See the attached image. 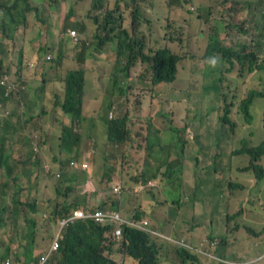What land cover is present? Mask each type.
<instances>
[{"label": "trees", "instance_id": "obj_1", "mask_svg": "<svg viewBox=\"0 0 264 264\" xmlns=\"http://www.w3.org/2000/svg\"><path fill=\"white\" fill-rule=\"evenodd\" d=\"M45 1L48 2L49 6H52L56 2V0ZM148 1L152 4L153 0ZM174 1L177 6L172 5ZM223 1V5L231 8L233 12L229 13V19L225 24L226 32L222 31L221 35L218 32L209 34V42L204 56L206 61L211 56L218 55L219 64L226 65L228 72L226 79H232V75L235 73L238 81L243 84L241 97L237 101L230 99L225 101L221 115L217 120L218 124L221 122L223 125H229L231 128L235 126V122L232 116H230L231 114L238 113L242 118V122L249 124L256 112V99L264 100V52L262 54L258 52V48L264 44V0ZM33 2L34 4H31L30 0H0V8L2 9L0 17V41L5 37L13 38L16 34L14 32L20 25L26 27L30 25L27 14L34 11V7L42 1L35 0ZM164 2L168 6V10H180L178 0H164ZM105 3H102V0H92L91 8L86 14V18H89L96 26L97 32L94 36L99 38V44H102L105 40H116L115 47L109 54L112 67L108 76V84L104 97L110 101L112 94L114 95V88L119 93H122L124 91L123 84L126 83L125 79L130 76L137 66L143 65L145 72L151 73V83L153 85L173 82L176 78L178 63L182 60V56L169 46L158 48L148 46L146 34L141 28V22L139 21L142 14L139 3L136 2L133 7L134 11L131 13L128 27L122 23V14L115 16L113 7L106 6L103 14H92ZM72 11L73 8H71L69 13L71 14ZM257 14H260V17ZM197 21L205 23L201 16H197ZM68 29L63 34H60L61 38L67 37L66 33ZM190 30L189 26L188 31L190 32ZM101 31L106 32L103 37L98 34ZM110 33L113 36H109ZM67 38L74 45L80 42L78 33L71 38ZM170 41H174L172 36H170ZM30 55L33 56V53L31 52ZM38 57L37 54V59ZM53 58V56H48L46 59L51 60ZM72 58L76 59V66H69L64 70L61 79V83L63 82V99L58 104L60 110L66 116V123L60 128L57 144L59 151L64 152L66 155V157L60 158V164L65 168L64 177L61 178V183L58 182L55 186L56 195L49 198L46 202L44 212L47 216H51L53 221L56 222L58 218L67 215L70 210L83 203V200H68L65 194L71 190L72 186L64 188L63 182L67 181L70 183L77 181L78 170L81 168L83 171H86L88 166L91 167L92 162L95 161H93V157L96 154L100 157V166L104 170L114 169V172H116L114 167H119L120 175L118 177H122L124 174L131 176V171H133L131 177L133 191L145 193L148 189L151 190L150 196L138 195L135 197L134 203L141 210L147 209L146 206L148 204L149 209H152L153 206L158 207L166 202L175 203L179 202V200H191L195 202L198 200L182 186L183 179L187 174L186 170L182 167V160L185 154L186 158L191 161L189 158L190 152L188 151V154L184 149H179L177 153L168 151L169 145L163 144L165 147L162 148V153H160L159 150L162 145L159 139H162L164 143V136L165 138L169 135L179 137L178 134L184 131L183 144L187 146L195 145L197 153L202 152L201 158L196 160V167L209 164L218 157L216 153H212L214 143L210 142L211 136L206 131L208 127L214 125V116H205L200 120V125H198L192 119H189L187 115L184 118L180 115L174 119L183 122L180 126L170 123L167 129H156L151 123L147 122L144 129L132 133L128 129L126 114L115 118H108L101 114L102 111L100 109L97 118L86 124L87 117L82 115L85 83V68L82 65L85 53L81 51L77 55L72 56ZM39 64V61H35L31 66V71L34 75L45 73L47 76L46 80L50 77V69L63 67V65H57L43 70L39 68ZM57 64H59V61H57ZM5 66L6 63L1 57L0 69ZM31 71L24 74L26 79L31 77ZM7 73L6 71L1 72L0 78ZM121 74L124 75L125 79L120 78ZM25 82L22 81L4 89L2 84H0V110L2 111L0 113V222L1 224L4 223V215H6L13 224H16L19 217L23 216L29 230L26 231L22 238L27 241L23 246L16 244V247L20 246V248H23L21 252L14 251L13 255L14 259H18L22 255L25 264H28L32 259L31 250L35 242V226L38 223L34 215L38 207L37 199L30 198V200L24 201L23 195L20 193V186L16 185L17 183L14 181L11 182L9 178L11 174L10 164L22 150L27 148L28 142L31 144L28 137H24V134L20 133V131L13 130L9 123L11 118V101H15L18 106L25 103L24 91L20 90V86L25 84ZM95 84L97 87L99 86L98 83L95 82ZM36 86H39L43 90L44 81L38 82ZM101 92L103 91L101 90ZM159 97L161 96L159 95ZM159 99L162 105L165 106L166 99ZM109 107L110 103L106 106V109ZM259 115L262 117V126L264 128V109L259 112ZM22 117H24V112H19L18 120L23 129L25 121H22ZM247 119H249V122H246ZM97 125L101 126L102 136L99 147H97L93 137L90 136L87 143L86 140L88 138L85 137V134H88V131ZM186 126H190L193 132L200 130V133L187 134ZM40 128H42V125L38 123V143L42 140V129ZM137 136L143 138V148L150 158H153L152 156L158 157L163 155L160 165L166 164L168 166L165 175L159 176L154 167L150 165L152 162L143 156L142 163L136 164L133 170L132 165L120 166L117 158L115 163L111 164L114 167H110L107 164V156L104 153L106 146L113 147L115 151L119 145L127 143L129 139L134 140L138 138ZM261 137H264V133L261 134ZM261 137H255L254 133L248 134L241 141L242 148H240V145L232 154L226 151L221 156V162L225 165L226 169V172L223 174V181L226 183L225 187L228 190V195H233L221 203H213L211 207L214 216L227 213L225 219L228 224H224L230 233L232 244H230V247L225 248L224 242H222L223 239H220L218 243L206 248L208 251L217 254L220 247V258L218 261L213 258L202 260L194 253H190L183 248H176L178 260L169 261L166 257L168 256V252L172 250V247L166 244L164 240L124 224L121 230L119 250L123 255L132 259L129 264H160L165 258L164 262L168 264H201V262L202 264H227L230 256L244 255L246 253L241 250L244 237L249 239L253 237L256 239L262 238L264 243L263 216L261 219H258L259 222L253 226L252 230L245 224L242 225L237 221L247 199V197L245 199L241 197L243 190L246 189V181L240 179V175L238 174L241 164L248 161V164L242 170H253L258 180H261L264 175V168L260 164V160L264 157V139ZM256 138L262 141L257 144V142H254ZM137 157L138 154L128 144L124 151L125 161ZM73 161L79 163L78 168H75L76 163ZM36 164L37 168L44 169L41 162H37ZM169 170H172V174H169ZM164 176L172 180L169 184L173 186L168 185V181L164 180ZM82 179H86L85 174H83ZM91 184L96 183L93 182ZM175 188L179 191L180 195L178 197H171L166 193V190ZM116 189L120 191V188ZM157 195H161L163 199L157 200ZM123 199H126V197H123ZM118 205L119 199L117 197L108 196L107 199L98 204V207L102 209H117ZM168 208V215L172 214L176 216L178 214V205L172 204ZM184 218L188 219L189 217L186 215ZM191 220L194 221L195 218L192 217ZM109 229L110 226H101L91 219L69 222L64 230L63 239L60 241L58 249L53 253L51 258L52 264H116L110 257V252L112 251L110 246L112 244L111 239L105 236L106 231ZM12 243L16 242L12 240ZM8 255L9 247L6 246L0 252V260L5 259ZM237 257L239 258L240 256ZM15 262L19 263V260H15ZM236 262L239 264H250L248 260Z\"/></svg>", "mask_w": 264, "mask_h": 264}, {"label": "rangeland", "instance_id": "obj_2", "mask_svg": "<svg viewBox=\"0 0 264 264\" xmlns=\"http://www.w3.org/2000/svg\"><path fill=\"white\" fill-rule=\"evenodd\" d=\"M33 1L35 0H30L31 4H34ZM38 1L42 2L34 7V11L28 12L27 14L30 26L27 28L26 26L24 27V25H20L17 28V37H5L0 41V58L2 57L6 63V66L0 69V73L4 71L8 72L10 79L18 81L22 78L23 74L28 69V60L32 62L39 61V68L43 70L57 65H64L65 68L76 66L77 61L73 59L72 56L82 51L85 53L84 68H89V76L86 78L88 89L92 94H96V90L100 91V106L98 110L100 111L101 109V114L107 116L108 109L114 111L116 110V105L121 103L123 112L120 113V116L123 114L127 115L128 129L132 133L146 127V117H144L138 107L142 99L152 102L151 104L154 107H150L151 112L159 107L161 111H167V114H171L172 111V114L175 116H188V112L190 111L191 115L189 116L198 119L201 115H205L206 111H216L215 121L217 122L225 101L229 99L237 101L243 93V87L241 85H236L235 73L232 75L233 79H226L225 64H218L213 67L210 63L207 64L205 61L206 58L204 53L209 42V34L218 32L221 35L222 31L226 32L225 24L229 19V13L233 12L231 8L223 5V0H178L180 10L176 11L168 10V6L165 4L164 0H153L152 4L148 0H102V3H106L92 14H103L106 6L113 7L115 16L122 14V23L126 27L129 26L131 20L130 16L134 11L133 7L135 3L138 2L142 10L139 21L141 22V28L146 34L148 46L157 48L169 46L182 56V60L178 63L176 78L173 82L153 85L151 83V73L145 72L143 65L137 66L128 78L125 79L124 75H120V78L126 81V83L123 84L124 91L119 93L118 90L114 88V95L112 94L110 101L104 97V94L112 67L109 54L113 51L116 40H105L102 44L98 43L99 38L94 36L97 32L96 26L89 18H86L87 11L91 8L92 0H56L52 6H49L48 2L45 0ZM172 5L177 6L175 1ZM71 8H73V11L70 14ZM1 15L2 9L0 8V17ZM257 15L260 17V14ZM197 16H201L205 23L197 21ZM189 26L191 29L190 32L188 31ZM68 28L75 29L80 36V42L78 44L74 45L67 37H60V34H63ZM98 34L103 37L106 32L101 31ZM109 36H113V34L110 33ZM170 36H172L174 41H170ZM32 48H34L39 56L37 60L30 55ZM258 49V52L262 54L264 52V44ZM50 55L54 58L51 60L46 59ZM217 58L218 55H214V57H210L207 60L208 62L215 63ZM57 61H59V64H57ZM46 78L47 76L45 73L41 75L37 73L30 80V83L36 86L38 82L45 81ZM95 82L99 84L98 87ZM159 95L161 97H159ZM159 98L166 99L165 106L162 105ZM257 100L261 99H256L255 104H259L260 101ZM156 101L160 103H156ZM109 103L110 107L106 109ZM1 112L0 110V113ZM230 116H232L238 124L230 128L229 125H223L219 122L221 131H219L217 135H212L210 137V142L214 143V153H216L218 157L213 160V162L206 164V170L203 171L204 176H207V173H212L215 174L220 181L223 180V174L226 172L225 165L221 162V156L226 153L225 142L227 134L233 141L239 138L238 147L241 145L240 148H242V139L246 138V131L242 129L239 123L241 116L239 114H231ZM152 117L153 116H151L150 119ZM154 120L158 126H162L158 128L167 129L170 123L176 126L183 124L181 120H173L170 118ZM257 120V115L251 118V122L249 123L252 129L251 133H254L255 137H261L260 134L264 133V128L262 125L260 126L258 124ZM90 121L91 120L85 123L89 124ZM246 122H249V119H247ZM88 133L95 139L96 145L99 147L102 140L101 126L97 125L91 128ZM178 135L180 138L176 135H169L166 138L164 136L166 144L169 145L168 151L177 153L179 149H182L184 131ZM85 137H87V134H85ZM137 137L138 138L134 140L129 139L128 142L123 145H119L115 151L113 147L106 146L104 153L107 156V164L112 167L113 165L111 164L115 163L116 158L120 166L132 165V170L136 164H141L142 154L146 153V150L143 148V138H140V136ZM88 140L89 138L86 140V143ZM261 141L262 140L259 141L258 138L254 140L257 144ZM128 144L131 149L138 154V157L135 159L130 158L129 161H125L124 151ZM163 147L165 146H161L159 150L160 153H162ZM189 152L193 155V158H191L192 161L196 162L197 159L201 158L202 152L200 151L197 153L195 145H193L192 149H189ZM44 154L47 155L50 161L52 160V152H44ZM152 157L156 163L161 164L163 155ZM93 161L92 166H88L86 171L78 170L77 181L69 183L68 186H72L71 190L66 193L69 199H73L77 194H83L86 196L90 206L97 207L98 201L93 191L95 186H97L103 191L104 196L114 195L118 197L121 201V213L125 214V211L128 213L136 205V203H134L136 196H150V189L145 193L133 191L131 179L133 171H131V176L129 174H124L122 177H118L120 175L119 167L113 166L116 172H114V169H109L108 171L104 170L103 167L100 166L101 159L97 154L94 155ZM260 163L264 168V157H262ZM167 168L168 166L163 164L162 171L164 174L167 172ZM83 174H85V180L82 179ZM169 174H172V170H169ZM250 175L251 179L246 181V189L243 190L241 197L243 199L246 197H256L253 200L248 199L247 203L254 202L255 208L263 216L264 220V175L261 180L257 179L253 170H250ZM164 178V180L168 181L169 186H173L169 184V182L172 181L170 178L165 176ZM58 180L59 179L55 177L46 176L43 170L40 169L38 172L37 186L31 192L32 196L37 199L38 204L37 212L34 214L38 222L35 226V254L47 248L57 225L51 216H47L44 209L47 200L56 195L55 186ZM93 182L96 184H91ZM115 186H120L119 194L115 193ZM222 189L223 187L217 184L212 191L207 181L203 179L198 180L197 197L200 200L195 201L196 205L205 206L209 195ZM224 191L228 194L226 188ZM20 193L24 198L26 197L27 192L24 188L20 190ZM166 193L171 197H178L180 195L176 188L166 190ZM123 197H126V199H123ZM156 199L162 200L163 197L157 195ZM20 217L16 224H13L6 215H4V223L1 224L0 222V252L8 246L9 255L7 257H10L12 260L14 259V251L21 252L23 247L20 248V246H23L27 241L23 239L22 236L29 228L23 216ZM169 217L172 218L174 216L170 214ZM146 218L150 221V216H146ZM157 220L161 223V227L164 230L168 228V224L160 217H158ZM185 223H187L188 226L193 224L191 218L185 219ZM12 240L16 243H12ZM16 244L20 246L16 247ZM233 249L235 248L233 247ZM237 256L240 257L238 258ZM237 256H230L227 264H239L236 261L247 260V257L242 254H238ZM19 258H22V255H20ZM3 260L4 259L0 260V264H3ZM262 263H264V260L255 263L250 262V264ZM162 264L168 263L164 262Z\"/></svg>", "mask_w": 264, "mask_h": 264}, {"label": "crops", "instance_id": "obj_3", "mask_svg": "<svg viewBox=\"0 0 264 264\" xmlns=\"http://www.w3.org/2000/svg\"><path fill=\"white\" fill-rule=\"evenodd\" d=\"M25 27V26H24ZM28 28V27H27ZM16 37L18 36V31L16 32ZM31 52L33 53V56L35 55L34 49L32 48ZM28 71H31L29 69ZM26 74V73H25ZM32 74V71H31ZM64 71L61 68L51 69V74L47 82L44 83V88L41 90L39 86H33L30 85H24V117H22V121H25V127L22 129L18 118L15 117V114L17 112V103L15 101H11L10 111H11V118H10V127L13 130L19 131L22 129V132L20 133L24 134V137L27 136L28 131H35L37 132V125L40 123L42 125V134H43V152H53L54 145L57 146L58 137L60 135V128L63 124L66 123V116L62 113L60 110L58 104L59 101L63 99V82L61 83V79L63 77ZM24 77V76H23ZM25 78V77H24ZM33 78L31 77L27 79V83L30 84V80ZM86 80V75H85ZM99 100H94L93 96L87 95V89H86V83L84 85V97H83V111L82 115L86 116L87 119L90 120V116L93 115L95 106H98ZM150 101L147 103L145 100L142 101L141 104V112L142 113H150L154 114L155 111L151 112L150 107L152 104ZM156 103H160L157 102ZM256 112L255 115H259V112L263 111L264 109V101L260 102L259 104H256L255 106ZM117 112V110H116ZM178 116L173 115L172 118H177ZM149 118V117H147ZM161 118V117H159ZM154 119V117H153ZM95 120V119H93ZM234 120V119H233ZM154 121V120H153ZM235 121V120H234ZM196 124L197 122L194 121ZM236 122V121H235ZM258 124L261 126V117L258 116L257 120ZM156 123V121H155ZM240 123V120H239ZM238 124V123H237ZM242 129L245 130L246 126L240 124ZM156 129H158V126H154ZM210 136L217 135L219 131L216 130H206ZM186 132L189 133H200V130L197 132H193L190 126H186ZM42 136V135H41ZM29 140V139H28ZM239 145V138L236 141L231 140L229 135L227 134L226 142H225V149L228 153L232 154L236 148H238ZM187 146V145H186ZM193 145L187 146L188 149H192ZM214 150H212V153ZM61 159L64 157V153L58 152L56 153ZM187 156L184 154V159L182 160V167L186 170V177L183 179L182 186L187 189L190 194L196 197L198 200H200L197 197V183L198 180H205L207 181L208 185L210 186L211 190L213 191L217 184H220L223 189L219 191H215L214 193L210 194L206 205L202 206L199 205L191 200H188V202H182L178 203V214L174 217H176L175 222L173 225L164 232L166 234H169L171 236H175L176 238H185L188 242L194 245H198L199 242L205 238H217L219 241L220 239H223L222 242L224 247H230V244H232V238L230 236V233L228 232L227 227L224 223L226 222L225 215L227 213L220 214L218 216H214L212 212V204L213 203H221L226 198L231 197L233 194L228 195L225 193L224 189L226 188V183L222 181H216L211 176L207 175L206 177H203L202 175V167H196V163L194 161H190L186 158ZM38 157H34L33 151L31 148V145L28 142L27 148L25 150H22L14 159V161L10 164V171L11 174L9 176L10 181L13 182L14 180H19V175L21 177V184L22 187H25L28 182L33 183L36 181L37 178V164L36 159ZM144 158L152 162L150 165L154 167V169L157 171L160 170V167L156 164V162L150 158L146 153H144ZM189 158H193V155L190 154ZM233 158V157H232ZM238 174H240V179H243L246 172L242 170V166H240L238 170ZM197 179V182H196ZM148 211H152L153 214L156 215V213H159L160 217H165L166 219H169V208L165 211V208L162 207L160 210L153 206L152 209H149V204L146 206ZM253 207H249L247 205V201L244 203L241 214L237 218V221L240 222L242 225L248 226L251 230L254 225H256L259 221L258 219H261L262 216H259L253 209ZM186 211L189 218H195L193 224L191 226L185 225V219H181L183 212ZM152 222L160 227L161 224L156 220L152 219ZM228 224V223H227ZM118 245L115 244L113 246L114 251H111V257L115 256L117 259L121 257L120 263L121 264H129L131 260L124 258L117 249ZM241 250L246 252L244 254L245 257H247V260L250 262H260L264 260V243L262 238L256 239L253 237L252 239H249L247 237H244L243 244L241 246ZM220 254V247L218 249V252L216 254L217 257H219ZM114 259V258H113ZM264 264V263H262Z\"/></svg>", "mask_w": 264, "mask_h": 264}, {"label": "clouds", "instance_id": "obj_4", "mask_svg": "<svg viewBox=\"0 0 264 264\" xmlns=\"http://www.w3.org/2000/svg\"><path fill=\"white\" fill-rule=\"evenodd\" d=\"M29 26L30 25H28L27 27H29ZM17 31L18 30L16 29L15 33ZM72 31H74L73 34L71 33ZM76 33L77 32H76L75 29H70L69 28L68 31H67V33H66V35H67V37L71 38V37L75 36ZM14 37H16V36L14 35ZM34 53H35V55H34L33 58L37 59V54H36V51L35 50H34ZM211 57H214V55L211 56ZM33 63L34 62L28 60V66H27L28 69L25 71V73L28 72L29 69H31V66H32ZM206 63L207 64L210 63V65L213 66V67L219 64L218 58L215 60V63L208 62V60H206ZM82 66L84 67V64ZM56 68H61L63 71L66 69L64 65H63V67H56ZM56 68H54V69H56ZM88 69L89 68L85 67V75H86V78H88V76H89ZM99 73H101V72H99ZM24 74H23V76H24ZM226 74H228V72H227V70L225 68V75ZM31 75L34 76L33 73ZM23 76H22L21 79H19L18 81H16L14 79H10V76L7 73L5 76H3L2 78H0V84H2L3 89H4L5 87L18 84V83H20L22 81H26L25 82L26 85L28 84L31 87H33V85L31 83L30 84L27 83V79L24 78ZM232 79H233V76H232ZM235 79H236V85L237 86H240L241 85L243 87V84H241L238 81L236 75H235ZM47 81L48 80H45L44 83L47 82ZM85 83H86V80H85ZM85 83H84V85H85ZM87 86L88 85L86 83V89H87ZM23 89H24V85L20 86V90H23ZM102 94H103V92H102ZM87 95L88 96H93V99L96 101V100H99V98H100V91L99 90H96V94H92L89 91V89H87ZM143 100H145L147 103L150 102V100H146V99L140 100V102L138 104V107H139V110L140 111H141V104H142V101ZM257 101L262 102L264 100L261 99V100H257ZM98 104H99L98 106H95L93 115L90 116V120H93V119L97 118V116L99 115L98 108L100 106V101H98ZM24 106H25L24 104H21V106H18L17 105V112L15 114V117L16 118H18L19 112H24ZM255 106H256V104H255ZM150 107H148V108H150ZM152 107H154V106H152ZM188 107H190V106H188ZM116 110H117V112H116ZM116 110L112 111L111 109H108L107 110V113H108L107 114V117L108 118H115L117 116H120V113L123 112V106H122L121 103H118L116 105ZM234 114H237L238 115V113H234ZM143 115H144V117H146V122L151 123L153 126L157 125V123H155V120L154 119H164V118L167 119V118H170V119H173L174 120V118H172V116H173L172 111H171V114H167V111L166 112L165 111H161V109L159 107L155 110L154 114L143 113ZM189 115H191V112L190 111L188 112V116L187 117L189 119H192L193 121H196L197 124L200 125V120L203 119L207 115H212V116H214V119H215V117H216V111H213V112H207L206 111L205 115H201L198 119L194 118L193 116H189ZM151 116H153L154 119H153V117L150 119ZM257 116L261 117L260 115H257ZM147 117H149V118H147ZM159 117H161V118H159ZM184 117H185V115L183 116V118ZM87 121H89V119H87ZM261 123H262V120H261ZM236 124H237V122H235V125ZM240 124L246 126V129H245L246 135L245 136H247L248 134H252L251 133V130L252 129H251L250 124H247V123L242 122V118H240ZM158 127H162V126H158ZM208 129H210V130H216V131H221V127L219 126V124L216 121H215L214 125L208 127L207 130ZM19 131L22 132V129H20ZM27 136H28V139H29V141L31 143L30 145H31V148H32L34 157L35 158L38 157L36 159V163L37 162H41L43 164V168L44 169H42V170H43L44 174L46 176H52V177H55V178L59 179L58 182L61 183V178L64 177V170H65V168H63L61 166V164H60L61 163V159H60V157L58 155H56V153H58V152L64 153V152L59 151L58 147L54 145V150L52 152L53 153V156H52V160L50 161L48 159L47 155L44 154L43 149H42V146H43V144H42L43 143V134H42V140L39 143L37 142V132H35V131H28L27 132ZM260 136H261V134H260ZM89 137H90V135L88 133L87 134V138H89ZM261 138L264 139V137H261ZM164 140H165V138H164ZM159 142H160V144L162 146H163V144H166V142H164V143L162 142V139H159ZM57 144H58V142H57ZM182 149H184L187 152L189 151V149L187 148V146L185 144H183ZM64 156L66 157L65 154H64ZM142 156L144 157V154H142ZM73 162L76 163V165H75L76 167L75 168H78L79 167V163L76 162V161H73ZM156 164L160 167V170L158 171V175L159 176L165 175L163 173V171H162V166L160 164H158V163H156ZM247 164H248V161L243 162L241 164L242 168L244 166H246ZM200 167H202L203 171L206 170V165H202ZM39 170H40V168H38V170H37V178H36V181L33 182V183L28 182L25 187H22L21 177L19 175H17L19 177V180H14V182L17 183L16 185H19L21 189L24 188V190L27 192L26 193V197L25 198L23 197V200L24 201H28V200H30V198H35V197L32 196L31 192L37 186V182H38V172H39ZM79 170L81 171L83 169L80 168ZM203 171H202V175H203V177H206V176H204ZM244 172H246V174L244 175L243 180L244 181H247L248 179H251L250 171H244ZM207 174L209 176H211L212 178H214L216 181H220V179L215 174H212V173H207ZM165 181H167V180H165ZM63 185H64V188H65V187H67L69 185V183L67 181H64L63 182ZM116 188H120V186H115V188H114L115 193L116 194H119L120 191H118ZM93 191H94V195L96 197V200L98 201V204L101 203L103 200L107 199L108 196L116 197L114 195L104 196L103 191L101 189H99L97 186H95V188H94ZM67 198L70 201L71 200H75V199L83 200V203H81L78 207L70 210L67 215L62 216V217H60V218L57 219V221H56L57 225L55 227V230H54V233H53V237H52L49 245L47 246V248L43 249L38 254H35L36 253L35 252L36 251V248L33 245L32 250H31V258L32 259H31V261L28 264H38L40 262V260H41V257L46 256V253L47 252H49V256H47V259L44 262V264H52L53 261L51 260V258L53 256V253L58 249V246H59L60 241L63 239L64 230H65L67 224L69 222L74 221V220H84V219H91L94 222H96L97 224H99L101 226H104V227L110 226V229L106 231L105 236L108 239H111L110 240L112 242V244L110 245L111 246V250L114 251L113 246L115 244H117L118 245L117 249H118L119 253L124 258H127V259H129L131 261H132L131 258L123 255L122 252L119 250L120 240H121V230H122V226L124 224L125 225H128V226H131V227H134V228H137L139 230H142V231H144V232H146L148 234H151L153 236L159 237L162 240H164L166 244H168L169 246L172 247V250H170L168 252V256L166 257V258H168L169 261H176V260L179 259V257L176 254V248H183V249L187 250L190 253H194L196 256H198L202 260H206L207 258H213V259H215V260L218 261L219 258H220V257H217L216 254H214V253H212V252H210V251H208L206 249L207 247H211L214 244L218 243L219 240L217 238H208V237H205V238H203L199 242L198 245H194V244H191L190 242H188L185 238H176L175 236H171L169 234H166L164 232V229L161 226L158 227V226H156L152 222V219H156L157 220V218L160 217L159 213H156V215H155V214L152 213V211H148V209L141 210L140 207L137 204L132 208L131 211H129L128 213L125 211V214H122L121 213V210H120V203H121V201H120V199L118 197L117 198L119 199V205H118V208L117 209H102V208L98 207V204H97V207L90 206V204L87 202V199H86V196L85 195H79V194H77L73 199H69L68 196H67ZM255 198L256 197H247L246 201H248V199L253 200ZM258 200H260V199H258ZM255 201H257V200H255ZM179 202L180 203H182V202H188V200H179ZM179 202H175V203L166 202V203L162 204L161 206H158L157 208L160 210L162 207H164L165 208V211H166V209H167V207L169 205H172V204H176L177 205ZM247 205L249 207H253L254 206V202L253 203L252 202L247 203ZM253 209L255 210V212L257 214H259V216H262L258 212V210L255 208V206H254ZM75 211H81L83 213V216H80V217L75 216ZM97 211H100V212H102L104 214L117 213L119 215V218L122 219V221L120 222V221H118V219H106L104 221H98L93 216V214L95 212H97ZM186 215H187V213H186V211H184L183 214H182L181 219H185L184 216H186ZM146 216H150V221L146 218ZM160 218L162 220H164L168 224V228L173 225V223L175 222V219H176V217L175 218L172 217V218H169V219H166L165 217H160ZM172 220H174V221H172ZM185 225L188 226L187 223H185ZM118 230H119V232H118ZM55 239L57 241V246H56V248L50 250V247H52L53 241ZM110 257H111V252H110ZM111 258H112V260H114V262L116 264H121L120 263L121 257H119V259H117L115 256H112ZM165 259H163L160 262V264L164 263ZM15 260H19V263H16ZM2 263L3 264H25V260L23 258H18V259H13L12 260L10 257H6L3 260Z\"/></svg>", "mask_w": 264, "mask_h": 264}, {"label": "built area", "instance_id": "obj_5", "mask_svg": "<svg viewBox=\"0 0 264 264\" xmlns=\"http://www.w3.org/2000/svg\"><path fill=\"white\" fill-rule=\"evenodd\" d=\"M72 34L74 33V31L71 32ZM75 216H83V213L81 211H75ZM93 216L95 217L96 220L98 221H104L106 219H118V221H122L121 218H119V215L117 213H110V214H104L100 211H97L93 214ZM119 232V230H118ZM57 246V241L56 239L53 241L52 247H50V250L56 248ZM47 256H49V252L46 253V256L41 257V260L38 264H44V262L47 259Z\"/></svg>", "mask_w": 264, "mask_h": 264}]
</instances>
